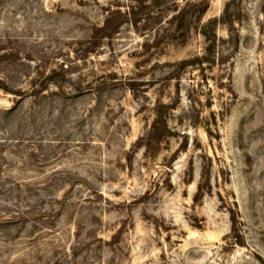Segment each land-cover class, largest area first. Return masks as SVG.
<instances>
[{"label":"rangeland","instance_id":"1","mask_svg":"<svg viewBox=\"0 0 264 264\" xmlns=\"http://www.w3.org/2000/svg\"><path fill=\"white\" fill-rule=\"evenodd\" d=\"M0 264H264V0H0Z\"/></svg>","mask_w":264,"mask_h":264}]
</instances>
